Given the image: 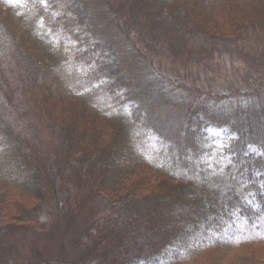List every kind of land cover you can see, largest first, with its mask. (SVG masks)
<instances>
[{"label": "trees", "instance_id": "1", "mask_svg": "<svg viewBox=\"0 0 264 264\" xmlns=\"http://www.w3.org/2000/svg\"><path fill=\"white\" fill-rule=\"evenodd\" d=\"M110 1L0 0L3 9L19 18L27 34L20 41L32 50L27 60L30 71L23 72L26 57L15 48L18 42L0 47V179L25 191L33 187L38 195L44 194L45 202L53 200L56 206L91 204L100 219L85 236L91 245L104 248L105 237L111 244L116 236L114 225H106V235L98 236L104 219L110 222L126 213L137 220L141 216L148 226L140 237L144 243H132L135 252L121 248L120 264H172L205 254L216 263L227 252L264 243V89L258 95L257 91L195 90L193 99L188 94L183 97V85L177 81L171 82L179 84L176 88L170 85L149 55L150 50L175 56L189 50L187 54L200 53L207 59L217 42L224 40L240 50L251 46L252 55L248 50L246 55L260 57L264 18L260 22L247 18L246 23L234 19L239 34L223 37L207 30V14L198 20V0ZM130 8L136 15L130 23L136 36L128 34L120 19ZM54 27L71 35V52L53 38ZM247 27L245 37L246 32L244 36L240 32ZM78 76L84 82L76 86ZM34 79L35 90L30 91L34 90L42 116L52 94L61 98L66 85L78 107L110 127L99 135L98 153L93 154L94 139L84 134L77 143L65 125L50 117L42 124L45 130L37 133L30 119L33 114L22 115H29L28 126L11 116L26 97L19 94L18 83ZM151 82L159 83L168 97L150 100L145 86ZM32 102L35 99L27 107ZM156 107L171 115L188 110L181 111L174 126L168 113L157 115L155 120H163L161 126L171 125L165 133L149 121ZM215 145L219 159L212 157ZM62 157L73 174L70 183L60 176L65 170L58 167ZM96 168L104 170V178L90 180L88 175ZM136 172H148L161 181L140 193L136 187L141 180L127 184ZM42 174L52 183L41 182Z\"/></svg>", "mask_w": 264, "mask_h": 264}, {"label": "rangeland", "instance_id": "2", "mask_svg": "<svg viewBox=\"0 0 264 264\" xmlns=\"http://www.w3.org/2000/svg\"><path fill=\"white\" fill-rule=\"evenodd\" d=\"M12 1L18 3L20 0ZM118 2L123 1L119 0ZM197 3H199L201 9V11H199L198 20L201 21V16L204 15V13L205 16L207 14V16H209V18H205L208 19L206 23H209L206 25L207 30L223 37H233V35L239 34L233 26L232 20L234 19L246 23L247 18L250 20L249 22H253L256 19L260 22V20L264 18L263 0H198ZM189 4L190 2H188L186 6ZM146 7L150 8V6ZM131 11V8L130 10L126 9V11H123L120 15V19L128 34L130 36H136V33L133 32L134 30L130 25L131 21L133 23L134 19H136V15L131 13ZM236 25L237 24H235V26ZM22 28L19 18L15 17L8 10L3 9L0 5V47L9 46L18 42L15 48L20 50V56L26 57V63L22 64V71L29 72L27 60L32 50L28 48V44H23L22 41H20L27 35ZM54 29L53 38L62 41L63 50L69 49V52H71V35L66 30H61L56 27H54ZM246 31L248 32L250 29L247 27L241 30V35L244 36ZM107 32L109 33L108 30ZM166 32L165 30L164 35ZM247 32L245 37L247 36ZM252 46L254 49L258 48V52L259 49H261L260 46H257L256 41L252 42ZM245 47L246 45L240 50L236 45L232 44V42L220 40L214 47L216 51L211 53L210 57L207 59L200 53L187 54L190 52L189 50L187 53L183 52L178 54V56H175L171 52L164 54L162 50H160V53L163 54L157 55L150 50L149 55L157 70L166 76V80H168L167 82L170 85L175 88L179 84L183 85V97L188 94L190 99H193V96L196 95V92H194L195 90H201L202 92L207 89L209 91L211 89L214 92L246 91L254 93L257 91L255 95H258L264 89V55L257 57L259 56L258 54L252 57L251 46L249 48ZM247 50L251 55H246ZM127 58L126 56L125 59ZM129 61V59L126 60V62L130 64ZM127 71L130 75V65ZM49 76L50 75H46L45 78L50 79ZM29 77L30 75H28V78ZM140 77L144 78V75ZM34 78L37 77L34 76ZM75 81L76 83L78 82L76 86L84 82L79 76ZM174 81L179 82V84H171V82ZM35 82L36 79L27 84L24 81L18 83L19 88L17 89L20 91L19 94L26 93V97L21 103L23 106L20 105L17 108L18 110H14L12 115H10L15 119L19 118L24 125L28 126L31 124L28 122L29 115L26 117H22V115H26V113L33 114V116L30 115V119L33 120L32 124L37 133L38 131L45 130L42 124H46L47 119L50 117V119H53L57 123L65 125L73 134L72 139H75L77 143L83 139L84 134L94 139L97 146L94 147L93 154L98 153L100 151L98 147L100 145L98 143L99 135H101L104 130H109L110 127L105 126L104 123L95 119L93 116L89 117L87 112L78 107L77 102L74 101L75 97L68 96V93L71 91H69L66 85H63L64 90L63 93L61 92L63 95H61V98L55 97V93L52 94V99L48 102V105H46L47 113L44 112L47 116L44 114V116H42V114H39V103L36 98H34ZM68 83H72L71 78L68 80ZM47 84L48 82L46 86ZM32 87H34V90L32 89L33 92L30 91ZM159 87V83L155 82H151L149 87L145 86L146 95L151 97L150 100H159L168 97V94H165ZM45 88L47 87L44 86V91ZM27 91L30 92L29 95H27ZM33 99H35V102L30 103L27 107L26 104ZM187 110L186 108L180 109L179 112L172 113L173 115H171L170 112L161 107H156L150 112L149 121L154 123L153 126L156 127L157 130L168 133L167 130L171 125L169 123L165 125L164 123V126H161L163 120H155L156 116L162 115L165 117L168 113L169 117L174 119L172 122V126H174L175 119L178 115L182 114L181 111L186 112ZM152 116L154 118H151ZM26 132H28V130ZM215 138L218 140L219 138H223V136H215ZM50 142L56 144L54 140ZM218 148L219 145L213 147L212 157L216 159H219L221 156L218 153ZM57 157L59 156L56 155V158ZM58 162V167L65 169L63 175L60 174L61 179L63 181L65 179L66 183H68L73 177L70 170H66L65 165L68 164V161H65L62 157L61 161L59 160ZM103 174L104 170L96 168L92 170L91 174L89 173L88 178L90 180L93 178L98 180L104 178ZM42 176L44 178H42ZM42 176L41 182H45V180L48 179L52 183L48 175L42 174ZM76 177L79 178L77 175ZM139 180H141V182H138L136 191L140 193L149 192L148 190H151L156 182L161 181L148 174V172H136L132 175V178H130L127 184H129V182L133 184V181L137 182ZM6 181L7 180L2 178L0 179V264H115L121 260L120 257L123 253L121 248L129 252H135L132 248V243H137V245H142L144 243V239L140 237L143 235L146 227H148L147 221L142 222L141 216H139V220H137V218L130 215V213H126L125 215H119L118 219L116 216V220L109 219L110 222H107V220L104 219L102 221L101 230L103 232L99 230L98 236L106 235V232H108L107 226H115L116 236L112 237L113 241L111 244L107 243L109 241H107L105 237V242H103L105 243L104 248L100 246V244L97 246L94 244L91 245L87 239L85 240V236L89 229L95 226V222H100L99 217L96 216L98 213L91 209V204L80 208L70 204L67 206L64 203L56 206L53 200L52 203L51 201L45 202L44 194L38 195L39 190L36 192L33 190V187H31L29 191L21 190L11 186ZM47 183H49V181ZM96 188H99V185H97ZM40 191L42 192L41 188ZM122 216L125 220H122ZM136 227L140 229L137 230ZM94 234L97 235V233ZM108 246H111L112 250L118 254L117 258L119 256V259L112 257V252H109L107 249L109 248ZM94 257H96L97 260ZM127 258H129L130 261V255ZM212 258L213 256H208L207 254L198 255L190 257L186 261H177L172 264H264V243L247 244L236 251L227 252L225 255H222L216 263ZM134 262L135 259L132 260V263ZM120 263L122 262L119 261L117 264ZM128 264H130V262ZM135 264L140 263L137 262Z\"/></svg>", "mask_w": 264, "mask_h": 264}]
</instances>
